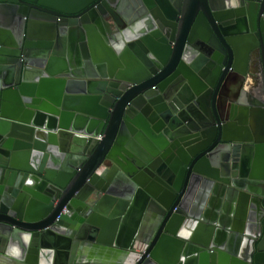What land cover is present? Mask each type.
<instances>
[{"label":"water","instance_id":"water-1","mask_svg":"<svg viewBox=\"0 0 264 264\" xmlns=\"http://www.w3.org/2000/svg\"><path fill=\"white\" fill-rule=\"evenodd\" d=\"M0 264H264V0H0Z\"/></svg>","mask_w":264,"mask_h":264},{"label":"crops","instance_id":"crops-1","mask_svg":"<svg viewBox=\"0 0 264 264\" xmlns=\"http://www.w3.org/2000/svg\"><path fill=\"white\" fill-rule=\"evenodd\" d=\"M92 256L94 260H102V259L105 260L107 258V255L104 253L103 248L101 246L93 247Z\"/></svg>","mask_w":264,"mask_h":264}]
</instances>
